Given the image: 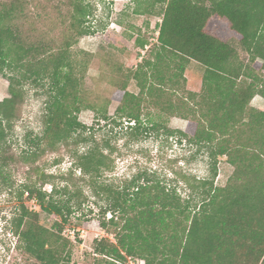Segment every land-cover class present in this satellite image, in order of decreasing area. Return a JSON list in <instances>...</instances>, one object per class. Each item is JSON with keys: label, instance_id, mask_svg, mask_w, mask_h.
I'll use <instances>...</instances> for the list:
<instances>
[{"label": "trees", "instance_id": "trees-1", "mask_svg": "<svg viewBox=\"0 0 264 264\" xmlns=\"http://www.w3.org/2000/svg\"><path fill=\"white\" fill-rule=\"evenodd\" d=\"M144 1V8L139 5L135 12H149L155 3L162 6L159 35L150 47L155 51L132 73L139 93L125 85L116 91L118 114L133 121L130 134H137L144 96L160 106L169 89L175 92L181 80L186 81V65L193 61L203 68L201 91L168 99L163 108L188 119L186 130L179 132H191L193 140L211 144L214 157L226 155L234 171L222 186L215 184L216 170L210 178L184 176L192 190L188 198L149 177L141 181L134 176L118 189L103 187L111 216L100 224L114 239L94 240V264H264V110L251 104L256 95L264 97V76L256 71H264V0ZM29 2L0 0V71L10 82L9 96L0 101V143L17 116L28 80L49 89L38 144L55 151L68 140L87 143L92 133L79 113L102 108L85 99L82 64L70 48L78 36L90 32L86 22L92 5L87 0H59L68 9L62 18L68 30L65 40L56 43L25 37L19 22L32 17ZM139 45L145 48L146 43L139 40ZM239 51L248 54L247 61ZM102 116L107 117L106 105ZM104 147L113 149L107 141L78 156L82 178L112 171L113 159ZM8 158L1 157L2 165ZM36 158L31 153L24 161ZM51 177L43 175V184L52 185L50 191L36 185H26V191L57 219L51 226L41 224L34 218L37 211L23 207L14 231L19 248L37 263L71 264L75 242L64 226L72 212L70 200L79 193L70 177H64L62 185Z\"/></svg>", "mask_w": 264, "mask_h": 264}, {"label": "rangeland", "instance_id": "rangeland-1", "mask_svg": "<svg viewBox=\"0 0 264 264\" xmlns=\"http://www.w3.org/2000/svg\"><path fill=\"white\" fill-rule=\"evenodd\" d=\"M87 2L93 9L86 22L90 32L78 36L70 50L82 64L79 69L85 99L102 111L89 108L79 113V120L90 127L88 133H92L87 143L76 145L73 140H68L55 151L45 150L43 143L38 144V138L45 128L43 117L49 89L29 80L24 83V98L17 116L6 128L0 143V159L9 157L6 165L0 160V264H39L19 248V238L14 230L23 207L37 211L34 218L41 224L51 226L57 219L42 211L36 199H31L26 191V185L43 186L50 191L52 185L43 184L44 174L52 175V181L57 185L65 183L64 177H70L74 189H78V196L70 200L72 212L64 233L75 242L71 264H94V240L101 237L114 239L100 224L105 217L111 216L103 187L118 189L134 176H141V181L149 177L176 188L183 198H188L192 190L183 180L184 176L210 178L216 170L215 184L222 186L234 171L226 155L214 157L211 144L193 140L191 132H187V136L179 132L186 130L188 119L171 115L163 108L168 99L201 91L203 68L199 64L190 61L186 65V81L181 80L180 89L175 92L169 89L160 99V106L154 104L151 96H144L142 126L137 134H130L129 124L133 121L117 112L120 101L114 95L119 88L125 85L129 91L139 93L132 73L143 57L155 51L154 46L150 47L157 43L162 21L158 13L161 4L155 3L149 12L137 13L135 9L139 5L143 9L146 1ZM28 11L32 17L19 22L25 37L56 39V43L65 40L68 29L62 18L69 14L59 0H30ZM139 40L145 41V48L139 45ZM239 53L247 61L248 54L245 51ZM256 71L264 76L259 67ZM9 83L8 75L0 71V101L9 96ZM259 98L264 101L263 96H257L251 102L255 103ZM104 105L107 106L106 118L102 116ZM256 108L264 110V106ZM3 124L7 125L6 122ZM107 141L113 149L104 147L103 152L113 159L112 171L82 178L78 156L89 146H101ZM31 153H36V160L33 163L24 161Z\"/></svg>", "mask_w": 264, "mask_h": 264}, {"label": "crops", "instance_id": "crops-1", "mask_svg": "<svg viewBox=\"0 0 264 264\" xmlns=\"http://www.w3.org/2000/svg\"><path fill=\"white\" fill-rule=\"evenodd\" d=\"M257 96L262 97L261 95H257ZM257 96H255L253 99H255ZM251 104H253V106L261 108L264 106V101L259 98V99H256L255 103L251 102Z\"/></svg>", "mask_w": 264, "mask_h": 264}, {"label": "built area", "instance_id": "built-area-1", "mask_svg": "<svg viewBox=\"0 0 264 264\" xmlns=\"http://www.w3.org/2000/svg\"><path fill=\"white\" fill-rule=\"evenodd\" d=\"M126 264H141L140 260H130V262L126 263Z\"/></svg>", "mask_w": 264, "mask_h": 264}]
</instances>
